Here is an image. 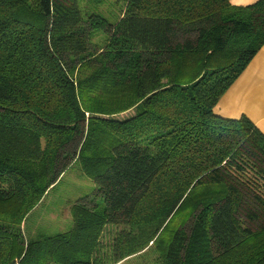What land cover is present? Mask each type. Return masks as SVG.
I'll return each instance as SVG.
<instances>
[{"label":"trees","instance_id":"16d2710c","mask_svg":"<svg viewBox=\"0 0 264 264\" xmlns=\"http://www.w3.org/2000/svg\"><path fill=\"white\" fill-rule=\"evenodd\" d=\"M232 1L125 0L111 24L80 0H0V264H107V227L114 264H264V135L214 112L264 47V1ZM74 164L93 197L26 241Z\"/></svg>","mask_w":264,"mask_h":264},{"label":"rangeland","instance_id":"374dc122","mask_svg":"<svg viewBox=\"0 0 264 264\" xmlns=\"http://www.w3.org/2000/svg\"><path fill=\"white\" fill-rule=\"evenodd\" d=\"M124 4L125 0H80V9L84 17L88 13H97L112 24L124 10ZM103 41L104 37L99 34L93 37L92 43L99 48ZM133 115L134 111H130L114 119L124 120ZM94 191L95 186L91 178L82 172L79 164H74L27 216L22 228L25 240L36 241L42 237H52L68 231L71 227V208L75 204L91 199ZM181 221H183L182 216L173 220L164 236V243H167L174 232L180 228ZM122 230L123 227H107L101 237L98 256L103 258L107 264H114L112 258L114 246ZM158 253L151 248L146 253L128 258L119 264H160Z\"/></svg>","mask_w":264,"mask_h":264},{"label":"crops","instance_id":"0c3cea01","mask_svg":"<svg viewBox=\"0 0 264 264\" xmlns=\"http://www.w3.org/2000/svg\"><path fill=\"white\" fill-rule=\"evenodd\" d=\"M259 1L264 0H233L231 5L246 8ZM214 112L226 120L247 118L264 135V47L226 91Z\"/></svg>","mask_w":264,"mask_h":264}]
</instances>
